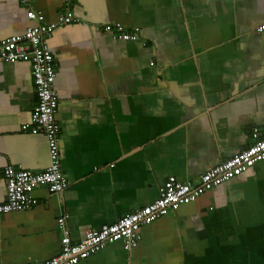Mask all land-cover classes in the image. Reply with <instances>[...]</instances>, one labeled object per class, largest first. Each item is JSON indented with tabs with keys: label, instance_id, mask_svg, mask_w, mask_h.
I'll return each mask as SVG.
<instances>
[{
	"label": "crops",
	"instance_id": "crops-1",
	"mask_svg": "<svg viewBox=\"0 0 264 264\" xmlns=\"http://www.w3.org/2000/svg\"><path fill=\"white\" fill-rule=\"evenodd\" d=\"M55 24L61 193L0 214V264H37L159 198L170 177L197 181L264 137V0H32ZM71 11L70 23L59 21ZM35 22L20 0H0V41ZM118 25L136 40L114 37ZM107 27H110L107 29ZM32 56L0 59V204L4 170L50 165L32 124ZM77 264H264V161Z\"/></svg>",
	"mask_w": 264,
	"mask_h": 264
},
{
	"label": "built area",
	"instance_id": "built-area-1",
	"mask_svg": "<svg viewBox=\"0 0 264 264\" xmlns=\"http://www.w3.org/2000/svg\"><path fill=\"white\" fill-rule=\"evenodd\" d=\"M27 8V17L35 22L25 33L7 37L0 41V59L5 62L20 61L32 56V72L37 93V103L32 112V124L24 125L34 133L43 132L48 140L50 165L43 171L19 170L8 165L5 170L6 200L0 204V214L30 209L37 203L34 195L36 188L45 186L51 193H61L69 185L68 178L60 163V131L56 116L59 97L55 88L56 66L54 55L47 44L55 24L40 21L41 12L32 7V0H20ZM71 11L61 15L59 21H73ZM110 27H107L109 29ZM264 29V25L260 30ZM114 37L122 40H136L137 32H129L118 25ZM259 161H264V137L257 130L254 142L239 153L222 163L209 168L197 181H180L176 177L167 179L160 188L159 198L126 214L115 223L100 229L87 230L80 241H73L66 224V215L58 217V228L62 232L59 254L37 264H77L104 249L108 244L123 242L126 250L131 251L140 241L142 227L154 220L179 209L213 187L231 180Z\"/></svg>",
	"mask_w": 264,
	"mask_h": 264
}]
</instances>
